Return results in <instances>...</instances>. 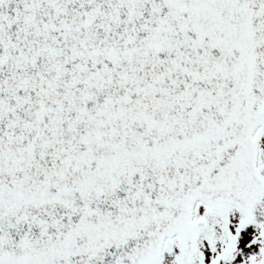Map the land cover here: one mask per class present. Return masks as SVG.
<instances>
[{"label":"snow or ice","instance_id":"snow-or-ice-1","mask_svg":"<svg viewBox=\"0 0 264 264\" xmlns=\"http://www.w3.org/2000/svg\"><path fill=\"white\" fill-rule=\"evenodd\" d=\"M0 264H264V0H0Z\"/></svg>","mask_w":264,"mask_h":264}]
</instances>
